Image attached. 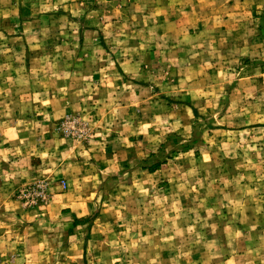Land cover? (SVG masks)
I'll list each match as a JSON object with an SVG mask.
<instances>
[{"label":"rangeland","instance_id":"obj_1","mask_svg":"<svg viewBox=\"0 0 264 264\" xmlns=\"http://www.w3.org/2000/svg\"><path fill=\"white\" fill-rule=\"evenodd\" d=\"M6 118L0 264H264V0H0Z\"/></svg>","mask_w":264,"mask_h":264},{"label":"crops","instance_id":"obj_2","mask_svg":"<svg viewBox=\"0 0 264 264\" xmlns=\"http://www.w3.org/2000/svg\"><path fill=\"white\" fill-rule=\"evenodd\" d=\"M17 109V108H15ZM40 109V108H39ZM3 119H0V133L4 134V140L5 141H8L6 139L7 135H10L11 133H14V135H17V136H20L18 134H22V133H19L17 131V128L13 126V124L15 123L16 125H18V121H14V119H9V118H6V121H2ZM8 120V121H7ZM18 120V119H17ZM2 121V122H1ZM24 127V126H23ZM23 128H20V131L22 130ZM1 134V135H2ZM2 137V136H1ZM44 138L42 137L41 140H43ZM47 141V140H46ZM12 146H17L18 143H11ZM35 147V145H34ZM41 148V147H40ZM3 151H7V150H3ZM22 153L25 154V153H28V151H25V150H22ZM31 155V153H30ZM29 159H31V156L28 157ZM34 169V168H33ZM32 171H35V169ZM31 176V175H30ZM44 252V251H42ZM40 255H41V252H40ZM42 256V255H41Z\"/></svg>","mask_w":264,"mask_h":264}]
</instances>
